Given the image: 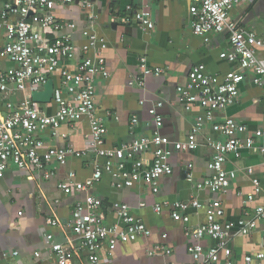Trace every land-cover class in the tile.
<instances>
[{
    "label": "built area",
    "instance_id": "2783aa9c",
    "mask_svg": "<svg viewBox=\"0 0 264 264\" xmlns=\"http://www.w3.org/2000/svg\"><path fill=\"white\" fill-rule=\"evenodd\" d=\"M140 7L128 6L143 30L154 27L149 5L145 0ZM192 30L197 36L227 33L229 47L220 52V58L235 67L222 74L208 71L205 63H196L190 69L187 79L177 87L179 100L186 110L199 106L202 113L185 140H170L162 135L164 122L157 102L149 108L154 122L150 135H143L122 143L107 146V127L96 111V81L110 77L104 51L108 48L107 38L94 27H84L82 35L86 41L78 45L72 32L77 29L74 21H66L52 12L58 6L78 3L88 9V19H96L95 0H13L5 2L0 10V29L5 32L6 42L0 48V60L7 64L0 68V177L11 164L22 169L44 171L45 177L51 172L47 165L56 160L66 164L69 156H82L84 151L75 147L69 134L62 136L69 141L60 147L47 144L42 133L50 131L58 137V129L63 124L74 125L83 118L90 123L88 144L98 158L94 173L84 181L76 180V173L69 171L59 188L65 193L86 192L73 212L71 227L79 238L78 250L86 253L89 264H100L101 254L110 253L119 242H129L151 235L145 222L136 217L130 206L121 201L112 207L120 218L119 222L108 224L102 211L103 201L90 192L105 174L113 178L114 186L131 187L138 182L148 185L153 193L160 190V179L173 173L168 145L179 151L198 148V133L205 123L212 124L222 140L207 139L213 151L208 163L210 175L197 183L200 189L210 192L226 191L236 178V172L227 170L224 163L230 153L247 148L264 155V128L249 133L247 125L226 116L216 119L217 112L226 110L239 96V84L246 72H252L255 83H264V35L245 27L240 20L231 17L234 8L246 0H189ZM34 12L30 14V11ZM125 20L129 21L130 18ZM139 87L145 86L148 75L163 73L160 67H150L145 57L141 58ZM54 82V93L50 102L38 103L32 98L34 91L44 90L47 82ZM1 106L3 108H1ZM52 109V111H48ZM138 124V118L131 119L130 130ZM151 153V161L143 158ZM193 165L186 166V177L193 179ZM255 194L261 191L258 179H254ZM255 194H249L245 204L255 202ZM145 205L144 202L141 203ZM206 209V219L199 225L190 224L188 210ZM169 209L174 220L186 224L185 232L194 238L188 245L192 257L191 264H264V249L245 254L242 262L234 259L232 240L238 234L249 236L263 230L264 201L258 203L253 213L246 212L237 220H227L223 203L218 198L203 202L198 197L189 200H165L154 206L157 213ZM52 226L60 224V219L49 218ZM166 238V234L162 235ZM209 239L206 246L202 240ZM45 241L53 250L58 264H71V245L58 241L53 233L45 234ZM161 248L152 249L150 255ZM165 248V247H164ZM14 255H18L15 251ZM38 255V254H37ZM165 264H172L166 262Z\"/></svg>",
    "mask_w": 264,
    "mask_h": 264
},
{
    "label": "crops",
    "instance_id": "0c3cea01",
    "mask_svg": "<svg viewBox=\"0 0 264 264\" xmlns=\"http://www.w3.org/2000/svg\"><path fill=\"white\" fill-rule=\"evenodd\" d=\"M9 1L13 0H0V10ZM144 2L149 5L154 21V27L150 30H143L127 9L128 6L140 7L142 2L139 0H95L97 18L93 21L88 19V9L78 3L52 10L58 17L76 22L77 29L72 36L78 45L86 41L82 35L84 27H94L108 40L104 55L111 74L107 79L99 77L96 81V111L106 124V143L109 147L152 134L154 122L149 108L160 101L163 106L159 112L164 118L160 130L162 135L174 141L185 140L202 109L197 106L186 110L179 100L177 87L186 81L196 63H205L208 71L215 74L235 67V64L220 58V52L229 47L226 32L205 37L193 33L189 0ZM231 17L240 20L248 29L264 35V0H246L234 8ZM4 32L0 29V48L6 42ZM142 57L146 58L150 67L162 68L163 73L148 75L145 86L139 87L137 80L141 77ZM6 66L0 60V68ZM134 116L138 118V124L131 131ZM216 116L218 121L229 116L244 123L249 133L264 128V83H255L254 74L246 72L239 84L236 102L226 110L217 112ZM58 132V137H53L50 131L42 133V137L47 144L60 147L70 139L77 149L84 151V155L69 156L64 165L56 160L51 161L46 167L51 172L50 177H45L43 170L22 169L14 164L0 177V264H58L53 250L45 241L46 233H53L58 241L71 245V264H89L86 253L78 250L80 240L71 227L72 212L87 193H65L59 184L69 171L76 173L77 181L87 180L94 173L98 158L88 144L91 127L89 120L83 118L74 125L63 124ZM62 134H69V139L66 140ZM209 138L224 139L207 122L198 133L200 145L195 150L179 151L173 144L168 145L172 152L170 161L173 173L161 177L158 193H153L143 182L131 187L114 186L109 174H105L93 186L90 192L102 199L106 223L120 221L112 205L121 201L127 203L132 213L151 230L148 237L119 242L110 253L103 251L100 264L192 263L188 245L196 240L186 235V224L174 220L169 209L157 213L154 206L158 202L189 200L193 197L206 202L218 198L223 203L225 218L237 220L246 212L253 213L255 206L264 201V155L247 148L227 156L224 167L235 171L236 178L226 191L210 192L197 187L198 182L210 175L208 163L213 151L207 145ZM259 141L264 142V137ZM151 157V153L143 155L148 162ZM189 163L193 165V179L186 177ZM255 178L261 187L257 194L253 182ZM249 194H255V202L245 204ZM188 213L191 225H199L206 219V209L191 208ZM49 218L60 219V224L49 225ZM261 224L264 227V223ZM262 231L234 237L232 246L236 261L242 262L245 254L264 249ZM163 234H166V238L162 237ZM202 243L212 245L209 239L202 240ZM162 246L165 248L161 251L149 254L150 250ZM15 251L18 255H14Z\"/></svg>",
    "mask_w": 264,
    "mask_h": 264
},
{
    "label": "water",
    "instance_id": "95a60500",
    "mask_svg": "<svg viewBox=\"0 0 264 264\" xmlns=\"http://www.w3.org/2000/svg\"><path fill=\"white\" fill-rule=\"evenodd\" d=\"M34 11L31 10L30 14H32ZM54 93V82L52 79H50L47 84L44 87V90L42 91H34L32 98L35 102L38 103H46L50 102Z\"/></svg>",
    "mask_w": 264,
    "mask_h": 264
}]
</instances>
